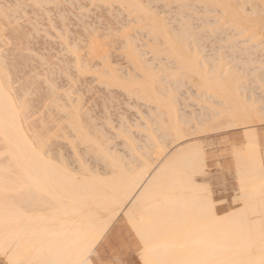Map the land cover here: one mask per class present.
I'll return each mask as SVG.
<instances>
[{"label": "bare ground", "instance_id": "bare-ground-1", "mask_svg": "<svg viewBox=\"0 0 264 264\" xmlns=\"http://www.w3.org/2000/svg\"><path fill=\"white\" fill-rule=\"evenodd\" d=\"M10 1L14 2L12 0ZM16 1L19 2V0ZM26 1H30L32 5L43 6V3L36 0ZM54 1L57 2V0ZM92 1L105 4L108 8H111V12L114 7L117 6L116 8H119L121 12H125L130 16L129 23L134 21V26L131 25V23L122 26L121 32L127 29L128 37L120 40V47L118 48L121 50L118 55L123 56V58L128 61L130 67L128 70L126 68V70L123 69L121 66H119L121 68L115 67L113 64L115 62L112 61L110 57L112 53H114L112 49L116 48V41L114 39H99V35H96L94 27V30L90 28L92 31H88V38L86 36L87 44L83 41L86 47H83L82 45L84 44H80L79 42L76 43L77 45L73 44V47L69 46L70 49H73V52H71L74 57L71 52L69 53L74 58L73 60L76 62L75 65H77L76 67L79 72H92V74L95 75V79L100 83L99 87L103 85L104 88H106L105 90H107V88L110 90L112 88L114 90V88L117 87L123 89L122 92L126 91L127 95L128 93L129 95L133 93L132 96H134V94L138 96L136 100H143L149 108L148 113L145 115L147 120L145 119L146 128L144 129L146 130L144 134L151 141L155 135V133L153 135V131L158 130V128L162 129L161 127H163L162 134L164 133L165 138L169 136L171 138L169 144H167L168 147L160 146V144L158 145L157 143H154V145L147 144L148 146L146 147L152 148L153 152H150L153 156L143 147L145 152L143 149V152L135 150L134 152L137 154L134 155L132 159L130 156H132L134 152L132 151V154L130 151L132 155L129 154L131 159H129V161L136 158V161H138L141 158L138 162L135 163L134 160L125 163L121 159L123 157H116L117 155L114 156V152H111L110 149L112 148L109 149L111 145L108 141L110 145L108 147L106 142L107 137H104L107 136V132L105 135L100 128L101 126L97 128L92 123L93 119L88 117L90 114L88 113V115L86 113L87 111L85 112V108L84 111L81 109L83 105L81 104V106L79 101L75 103L73 101V104H70L71 108L68 110L66 106L67 103L62 105L59 101H56L57 97L61 95L54 92L51 93V98L49 97L50 103L43 104L44 107L47 108L49 106L48 108L50 110L55 107L64 111L62 115H64V119L66 118L67 120V127H65L70 129L73 136L76 135V138L79 139L80 142H83L86 148L85 152L92 155L96 160L93 159V162L95 161L96 163L100 161L104 166L103 170H93V168H91L92 165L90 167L86 163V157L84 159L82 158L84 154L81 157V155H78L80 154L79 151L78 153L75 151L74 156H76L77 166L76 168H70L68 167L69 165H67L69 161L71 162L70 159L66 163L60 156L61 154L57 155L60 151H56L57 153L55 152L57 156L61 157L57 158L55 154H50L51 150L49 151L48 148H45L50 145L49 143V145H47V142L51 139V135H54L53 133L50 134L52 131L49 129L51 128L48 129L46 125L49 124V122L51 124V120L54 117H51L49 121L48 118L46 119V116H39L41 115L39 112V117H35L37 111H34V104L32 103L33 106L30 115L22 125H13L12 109L8 103V99L5 96H0V211H6V205L11 202L16 208H22L24 210L22 227L27 226L30 229H39L41 231L48 228L51 221L59 218L65 208L68 206H76L81 202H86L94 207L98 206L107 216L113 217V222L120 213H123L128 220L127 213L132 205L128 204L127 207L124 205L127 204L129 200L135 202V200L141 196L144 192V188L141 187V185L147 187L155 180L156 184L154 187L158 188L163 186L166 189L165 195L167 197L159 202H154L156 203L155 212L164 221L176 227L180 232L191 234L194 241L200 238L222 237L233 232L240 223V213L244 208V204L241 202L242 180L246 187L258 188L261 176L262 160L259 152L257 126L264 124V98L261 95H255L252 90H250L251 93L249 94L243 92L245 86L239 82V72L247 70V73H249L247 75L248 77L251 76V79L264 84V79H262L260 71L261 59L253 57L256 53L255 51L258 50L257 47L261 45V39L257 38V40H254L256 39L255 37L260 32V35L264 37V30L260 27L261 9L264 8L262 0H173L177 7V12L173 17L175 23L173 24L175 26H167L168 23L165 22L163 18L159 17L157 11L153 10L151 7L152 0ZM21 2H23L24 5L25 2L22 0ZM9 4L8 1V5ZM16 5H18V3L14 4V6L12 3V6L6 8L5 5L3 7L0 4V36H6L7 34L5 31H2V24L8 23L9 21L12 25L9 19L14 17V13L16 14V12H18L15 7ZM198 6L207 12H217L219 17L213 20H211L207 14L201 15L203 18H199L200 16L197 17V13L195 14V12H192L196 11V7ZM11 7L15 10L11 9ZM23 7L25 8V5ZM8 9L13 10V15L11 16L12 13L10 14L11 17L6 13V11H9ZM119 9H115V11L117 10L116 12L118 13ZM7 16L10 18L8 19ZM194 16L198 18L197 20L200 19L202 27L207 26L208 31L215 35L218 33V35L221 36L219 33L222 34V32L226 33L228 31V34L226 33L227 37L223 39L227 38L230 40L233 36H240L242 38H240L241 41L238 43L237 39H235V41H230V49H236L238 44L243 45L239 48L240 52H236L239 53L238 56L233 55L235 54L234 51V53L231 54V60L234 61V65L227 67L226 63H223L224 57L222 58L220 53H217V55L214 54L213 56L200 55L198 49L200 48L199 43L201 38L199 33L193 30L195 27L191 23V19ZM99 18L97 17L96 19ZM98 21L100 22V20ZM219 22L221 25H215ZM9 25L10 24L6 26ZM223 25L225 26L222 27ZM87 26L89 25L87 24ZM85 27L84 29L82 28L84 32L87 31ZM9 30L12 31V34L8 32V35L11 34L13 35L12 37L15 38L16 43L14 42V49H19V51H17L19 54V52L21 53L22 51L21 48L25 47L23 44L25 34L23 36L21 32L16 31L17 28H9ZM136 30L137 32L144 31L147 38L149 36V41L142 42L141 40L140 42ZM68 31L69 30H67V33ZM98 31L101 32L99 29ZM74 32H77V29ZM80 33L83 34L82 32ZM76 34L78 33L74 35ZM79 35H77L78 38H81L82 35L81 37ZM249 36H251V39L248 38ZM105 37L108 38L107 35ZM4 39L3 41H5ZM71 39H73V37ZM1 41L0 37V43ZM2 43L4 44V42ZM64 43L66 42L64 41ZM93 44H95L94 48ZM79 45L85 48V50H83L85 51L84 53H82V48ZM147 45L151 46L148 50H146L147 48L145 47ZM66 49H68V47ZM77 49L79 53H77ZM16 50H13V53H16ZM86 51L87 54H85ZM158 52H164V57L166 59L171 57L174 62H161L163 56H160ZM22 53H24V51H22ZM147 53L151 54V58H147ZM114 56H112V58ZM4 57L5 56L0 55V81L7 86L8 77H11V73H15L13 71L17 65L15 68L13 67V62L16 59L12 61L11 64L8 62L9 59L6 62ZM9 57H12V55ZM17 57L19 56H15V58ZM155 59H160L158 64H153ZM235 60L239 61L235 62ZM9 61L11 62V60ZM68 61L70 60L68 59ZM255 62H258L259 65H253ZM154 65L156 67H154ZM168 65L175 67V70L173 72L170 71L171 73H167V75L162 73L164 76L162 74V76H160V74L158 75L159 71L164 72L166 68L168 69ZM96 67H98V69H96ZM63 69L62 71H64ZM67 70L68 69H66V71ZM76 72L78 73V71ZM168 75H174L176 77L172 81H169L166 78ZM189 75L195 76L199 81V86L203 88V91L197 93L196 97L205 102V105H203L205 110L200 109L198 113L190 112L188 115H185L183 111L180 113L176 100L178 96L173 94V92L180 91L179 86L183 85V77L188 76V78H190ZM166 84L167 86H165ZM81 87L83 86L81 85ZM34 92L36 97L40 94L37 89H35ZM204 93L207 95L205 96ZM55 94L58 96L54 97L53 95ZM69 94L70 92L65 94L66 96L63 95L67 98H71L72 96ZM8 96H11V93H9ZM47 97L48 96H46V98ZM58 98L60 99V97ZM67 98L66 100H70ZM40 99L42 100V96H40ZM64 108L66 109L63 110ZM58 109L54 110L58 111ZM43 110L41 113H43ZM49 115L51 116V114ZM58 117L60 116L58 115ZM103 123L105 122L103 121ZM53 124L55 123L53 122ZM106 124L107 123H105V125ZM185 125L191 126L187 129L184 127ZM37 127H39V130ZM237 128L243 129V140L242 143H232L230 145V150L233 168L231 174L237 184V192H235L236 194L232 197V201L239 204L219 215L216 213V205L219 204V202L213 199V188H211L212 183L217 182L219 178L208 173L209 171L206 169V163L194 166L196 162V153L198 150L205 151V146L203 145L205 140H203L202 137L212 134L213 132L230 131ZM61 129L63 130V127H61ZM67 129L64 130L66 131ZM126 129L128 128L123 129V133L128 132ZM164 130L166 132H164ZM40 132L44 133L42 137L37 135ZM117 133L120 132L117 131ZM60 135H62V133H60ZM126 136L128 137L126 138ZM164 136L162 137L163 142ZM34 137L41 140L38 148L32 144ZM129 137V134H125V138L123 136L128 142L126 144L124 143V145H130L131 147L129 146V149L132 150L133 145L131 142H133V138L130 137V139ZM52 138L56 141L54 137ZM63 138L64 137L61 139ZM74 138H72V140ZM156 139L157 141H161L157 136ZM250 139L253 141L251 147L249 145ZM186 140H188V142H186ZM73 141L69 142L74 144L76 141ZM50 143H52V139ZM72 144H70V146ZM72 146L74 151V148L77 146ZM5 153H9V155L5 157ZM87 154L85 155L87 156ZM150 156L153 157V159H150ZM177 161H179V163H177ZM186 167L188 169L187 171L184 170ZM189 176H191L190 180L188 179ZM221 177L220 174V178ZM117 204H119V207H117ZM259 204V194L256 192L250 202L248 211L256 215L257 222L259 221Z\"/></svg>", "mask_w": 264, "mask_h": 264}, {"label": "rangeland", "instance_id": "rangeland-1", "mask_svg": "<svg viewBox=\"0 0 264 264\" xmlns=\"http://www.w3.org/2000/svg\"><path fill=\"white\" fill-rule=\"evenodd\" d=\"M8 1L10 3L9 5H8ZM8 1L7 0H0L1 6L4 7V5L5 6L8 5V6H6V8H9L10 6H12V3H13V6L16 3H18L19 5H22V6L25 5V8L22 7L23 10L19 9L18 12H16V14L14 13V15H13L12 11L15 9H13L12 7H11V9H13V10L8 9L9 11H6L7 15L10 16V14L12 13L11 16L12 15L14 16V17L10 16L11 19H9L10 17L8 18V16H7V18L12 22V25L9 21H8V23L2 24L3 26L1 25L2 31L3 32L5 31L7 34L5 36L4 33L1 31L4 35V36H0L1 40H2L1 43L4 42V44L0 43L1 44L0 49H2L3 52L7 53V57H4L6 62L9 59V60H11V62L9 60H8V62L12 64V61H14L16 59L13 62L14 68L17 65V67L15 69L13 68L14 69L13 72H15V73H11L12 74L11 77L13 76L12 77L13 84L18 83L20 80L25 79L26 77L30 76L33 73H35L37 80H39V78L42 74L45 76L51 77L53 75L52 72L49 73V72L44 71V64L42 63V61H46L48 63L49 67L54 66L56 68L54 75H55L56 80L59 82V86L55 92H56V94L61 95V96H58L56 94L53 95L54 97H56V96L60 97V99L57 97L56 101L57 102L59 101V103H61L62 105H65V103H67L68 105L66 104V106H67L68 110H69V108H71L70 104H73V101H74V103L79 101L80 105L81 104L83 105V107L81 109L83 111L86 109L85 112L87 111L86 113L90 114V115L88 114L89 115L88 117H90V119H93L92 123L97 128H99L101 126L100 128L102 129V132H104L105 135L107 132V136H104V137H107L106 142L108 144V141H109V144L111 146L108 144V147L110 146L109 149L112 148L110 150L112 153L114 152L113 153V154H115L114 156L117 155L116 157H119V156L123 157L124 159L123 158H121V159L123 160V162L127 163L129 161L130 157L132 159V158H134L133 156L137 154L134 151L136 150L139 152H143V150H144L143 147L146 149V151L148 153H150L151 156H153L151 154V152H153L152 148L146 147L149 144L154 145V143H157L158 145L160 144V146L168 147L167 144H169V141L171 138H170V136L168 138H165L164 133L162 134L163 127H161L162 129L158 128V130L153 131V135L155 133V135H154L155 137L153 136V139L154 138L156 139V136H157V138L159 137L161 140V138L164 136V142H163V138L161 141H159V140L157 141V139H156L157 142L155 141V139L153 140L152 138H150L153 140V142H152V140L150 141L149 138H147V136L144 134V131L146 130V129H144V128H146L145 122L147 120L145 115L148 113V110H149L148 105H146L143 102V100H141L142 102L139 101L140 99L136 100V98H138V96H135V94H134V96H135L134 97V96H132L133 93L132 94L130 93V95L128 93V95H127L126 91L122 92L123 89L113 87L115 90L114 91L111 88V90L114 91L113 92L109 88H107V90H105L106 88H104L103 85H101L99 87L100 83H98L97 79H95V77H94L95 75L92 74V72H89V73H87V72L85 73L82 71L79 72L78 68L76 67L77 65H75L76 62H74V60H73L74 59L73 58L74 55L72 53L73 49L69 48V46L73 47L78 42L80 44H84V43L87 44L86 40L88 38L89 32L94 30V28L96 30V35L98 34L99 36L98 35L97 36L101 40H106V39L108 40L109 38H107L105 36L107 35L109 37L110 34H111V36L115 37L117 35V33H120L122 31L121 28L123 25L130 24L129 23L130 16H128L125 12H121L119 8H116L117 6H115V4H114L115 7L113 6L114 11L112 10V12H111L110 11L111 8H108V6H106L105 4L98 3V2H95L92 0H65V1L64 0L63 1L57 0V2L54 0H45V1L44 0H36L38 2L43 3V6L39 5L40 7H38L37 5H32L30 1H26V0H22L25 2L24 5H23V2H21V0H19V2H17L16 0H12L14 2H11L10 0H8ZM59 1H61V2H59ZM28 2H29V4H28ZM151 4H152L151 5L152 9L157 11L159 17L163 18L164 21L168 23L167 26H175L174 25L175 23L173 21L174 20L173 17L175 16V14L177 12V7H176V4L173 2V0H152ZM115 9H117V10L119 9V12L117 13L116 12L117 10L115 11ZM8 12H9V14H8ZM194 12H195V14L197 13V17L200 16L199 18H201L202 17L201 15H203V14H207L211 20L219 17V14L217 12H215V11L207 12L206 10H203L200 6L196 7V11H193L192 13H194ZM97 17L98 18L101 17V18L96 19ZM197 17L194 16L191 19V23L195 27V28L193 27L194 28L193 30H196L195 32H198L199 36L201 38V41L199 43L200 48L198 49L200 51V55L201 56H209V55L213 56L214 54L217 55V53L218 54L220 53L221 54L220 56H222V58L224 57L223 63H226L227 67L234 65L235 64L234 61L231 60V54L235 52V54H233V55L238 56L239 53H236V52H240L239 48H241V46H243V45L238 44L236 49L231 48L232 49L231 50L230 49V44H231L230 41H232V40L235 41V39H237V43H238L239 41H241L242 38L240 36H235V37L233 36V38H230V40L227 38L223 39V38L227 37V34H228L227 30H226L227 34L225 32L224 33L222 32L223 35L221 33H219L222 36L221 37L218 35V33H216L218 35L217 36V35L211 33L210 31H208L207 26L202 27L201 21H200V19L197 20L198 19ZM98 20H100V22ZM113 20L115 23L113 22ZM107 22H109L110 24ZM94 23H96V24H94ZM132 23L133 22H131V25L134 26L135 24L134 23L132 24ZM5 24L6 25L10 24V25L6 26ZM87 24L90 27L87 26ZM35 25H37V26H35ZM85 25H86V27H85ZM113 25H115V26H113ZM215 25H221V23L219 22ZM11 26H13V27H11ZM103 26H105V27H103ZM224 26L225 25H223L222 27H224ZM84 27H85V30H87L85 32L82 30V28L84 29ZM87 27H89V28H87ZM111 27H113V28H111ZM9 28L10 29L11 28H14V29L17 28L16 31L21 32L23 34V36L25 34V36H24L25 39L23 38L24 39L23 44L25 47L21 48L22 51H24V53H22V51H21V53L19 52V54H18L17 51H19V49H17V50L14 49L15 38L12 37L13 36V35H11L12 31L9 30ZM90 28H93V29L91 30ZM115 28H117V29H115ZM76 29H77V32H74V31H76ZM98 29L101 32H99ZM67 30H69L68 33H67ZM70 30H72V31H70ZM8 32H10L11 34L9 33L10 35H8ZM80 32H82V33L84 32V33L81 34ZM86 32H87V35H86ZM136 32H137V30H136ZM75 33H78V34L74 35ZM260 34H261V32L258 34L259 36L257 35L255 37L256 39H254V40H257V38L261 39L262 36ZM63 35L65 37V40H64ZM77 35H79L80 37L82 35V37L78 38ZM137 35H138L137 37L140 38V42H141V40H142V42L149 41V39H148L149 36L147 38V35L144 31H138ZM148 35H150V34H148ZM66 36L68 39L66 38ZM71 36L73 37V39H71L72 38ZM74 36H75V39L77 38L76 40L74 39ZM86 36H87V38H86ZM69 37H71V38H69ZM82 38H84L85 40ZM3 39L5 41H3ZM73 40L75 41V43ZM114 40L116 41L117 44L115 45L116 48L112 49V52H114V53H112L110 58L112 61L115 62V63H113L115 65V67L121 66L123 69L126 68L128 70L130 67L128 61L125 58H123V56L118 55L121 51L118 49L120 47L119 46L120 40H118V39H114ZM64 41L66 43H64ZM72 41H73V43H72ZM83 41H85V42L83 43ZM118 42H119V44H118ZM23 44H22V46H23ZM227 44H229V45H227ZM84 45H82V46L86 47V45L85 46ZM66 46L68 47V49H66L67 48ZM79 46L82 48L81 49L82 53H84L85 51H83V50H85V48H83L81 45H79ZM145 47L147 48V49L145 48L146 50L151 48V46H149V45H147ZM257 48H258V50L255 51L256 53L254 54L253 57L261 59L262 58V53L260 51L261 45H259ZM13 50L14 51L16 50V53H13ZM69 52H71L73 57ZM163 53L158 52V54L160 56H163L161 62L168 63L169 61H173V58H171V57H169L170 60L166 59L164 57L165 53L164 54ZM114 54H115V56H114ZM11 55H12V57H9ZM22 55L26 56V57H23ZM15 56H19L20 58L19 57L15 58ZM112 56H114L113 57L114 59L112 58ZM146 56H147V58H151L150 53H147ZM68 59L70 61H68ZM232 59H233V56H232ZM234 59H235V57H234ZM159 61H160V59H155L153 64H158ZM237 61H239V60H237ZM237 61L235 60V62H237ZM253 65L257 66V65H259V63L255 62ZM127 66H128V68H127ZM67 67H69V68H67ZM121 67H119V68H121ZM154 67H156V66L154 65ZM61 68L62 69L64 68L63 69L64 71H62ZM174 68L175 67H172L170 65L168 67V69L166 68V70H164V72L159 71L158 75L160 74V76H162L163 75L162 73H164L166 75H167V73L170 74L171 72H173L175 70ZM66 69H68L69 71L68 70L66 71ZM96 69H98V67H96ZM76 71H78V73ZM247 72H248L247 70L239 72V75H240L239 82L245 86V89L243 90V92H246L247 94H249V93H251L250 90H252V92L254 91L255 95H261L264 98V84H261L258 81L251 79L252 78L251 76L248 77L247 75L249 73H247ZM173 76L174 75H171V76L168 75L166 78H167V80L172 81L176 77V76H174V78H173ZM189 77L190 78H188V76L183 77V79H182L183 85L181 84L182 86H179L180 91L173 92V94H176L178 96L177 97L178 99L176 98V100L178 102L177 106L180 110V113L183 111V113H185V115H188V113H190V112L198 113V111L200 109L205 110V108L203 106V105H205V102L196 97L197 93L203 91V88L199 86V83H198L199 81L197 80V78L195 76L189 75ZM81 85L83 87H81ZM165 86H167V84ZM163 87H164V85H163ZM108 90H110L111 92ZM37 91L41 95L40 94L38 95V93L36 92V94L38 95L36 97L35 92L32 93V101H33L32 103L34 104L33 108H34L35 112L37 111V114H35V117L36 116L37 117H39V116L45 117L46 116V119L48 118L49 121L51 120V117L52 118L54 117L51 120V124H50V122H49V124L46 123L47 124L46 127L48 126L47 127L48 129L49 128L52 129V130L49 129L50 131H52V132H50V134H52V133L54 134L53 136L51 135L52 143H50L51 139H49V141L47 142V145L50 144L49 146H51L53 149L51 147L45 145L46 146L45 148H48L49 151L51 150L50 154L54 155L56 151L57 152L60 151L59 153H57V152L56 153H57V155L61 154L60 156L63 158V160H65L66 163L69 161V159L71 160V162L69 161L67 164V165H69L68 167L76 168L77 161H76V156H74V153H75V151H77V153L79 151L80 154H78V155H81V157H82V155L84 154V156L82 158L84 159L86 157V159H87V161L85 159L86 163L90 167L92 165L91 168H93V170L94 169L103 170L104 166L100 163V161H97L98 164H97V162L95 163L96 160L93 158V156L90 154H87L85 152L86 148H85L83 142H80V140L76 138V135L73 136L70 129L66 128L67 127L66 126L67 120H66V118L64 119V117H63L64 115H62V113H64V111H62L60 109L61 110V112H60V110L58 108H55V107H53L52 110H50L48 108L49 106L47 108L44 107L45 104L50 103L49 100L52 96L51 93H47L46 91H44L41 88H37ZM98 91H100V92H98ZM105 91H107V92H105ZM69 92H70L69 95H71L72 97L71 98L65 97L66 96L65 94H67ZM204 95L206 96L207 94L204 93ZM40 96H42V100L40 99ZM46 96H48V97L46 98ZM43 98H45V99H43ZM66 98L70 99V100H66ZM108 99H109L110 103L108 102ZM111 99H112V101H111ZM69 101H70V103H69ZM103 102H106V103H103ZM33 104H32V106H33ZM100 104H102V105H100ZM109 104H110V106H109ZM43 109H45V110H43ZM54 109H58V111L57 110L55 111ZM65 109L66 108H64L63 110H65ZM42 110H43V113H41ZM49 110H50V113H49ZM38 112L41 115H39ZM56 112L57 113L59 112V113L57 114ZM49 114H51V116ZM58 115L60 117H58ZM52 121L56 125L53 124ZM62 121H64V122H62ZM103 121L107 124L105 125V123H103ZM56 122H58V123H56ZM60 124H62V125H60ZM51 125L53 128L51 127ZM263 125H260V126H263ZM156 126H157V124H156ZM190 126L191 125H185L184 127L189 129ZM260 126H258V127H260ZM61 127H63V130L61 129ZM122 127L128 128L126 130L129 133L128 132L123 133L124 128H122ZM38 128L39 127H37V129ZM64 129H67V130L65 131ZM104 129H105V131H104ZM187 129H185V130H187ZM61 131L64 132V135H63V132H61ZM117 131L120 133H117ZM54 132H56V133H54ZM57 132H59V133H57ZM130 132H132V133H130ZM147 132H148V129H147ZM147 132H145V133H147ZM164 132H166V131L164 130ZM242 132H243L242 128H237V129L230 130V131L225 130V131H221V132H213L212 134H209L207 136L202 137V139L205 140L203 143V145L205 146V150H209L211 152V157L206 162V169L209 171V172L208 171L207 172L209 174L211 173L210 175H212L214 177L218 176L220 179L219 182L212 183V186H211V188H213L212 189V191H213L212 197L214 200L219 202V204L216 205V212L218 214L224 213L229 208H232V207H235L236 205H238L237 202L231 201L232 196L235 193L236 182H235V179L226 172V170L229 169V166H226L225 163L230 159V155H231L229 139L234 140L235 142H240L242 140ZM60 133H62V135H60ZM156 133H157V135H156ZM65 134H67V135H65ZM125 134H127V135L129 134L130 137L133 138V140H132L133 142H131V143L133 145L134 150L129 149L130 145H128V146L124 145V143L125 144L128 143L126 141V139H124ZM224 134H226L227 136H224ZM70 135H72V136H70ZM160 135H162V136H160ZM55 136L58 138H56ZM123 136H124V138H123ZM52 137H54L56 139V141ZM60 137L61 138L64 137V138L61 139ZM74 137L76 138V140ZM127 137L128 136H126V138ZM72 138H74L73 140L76 141L77 143L74 142L72 140ZM108 138H109V140H108ZM69 141H73L74 144H72V142L70 143ZM186 142H188V140H186ZM45 144H46V142H45ZM70 144L74 145L75 147L77 146L76 148H74V151H73V146L72 145L70 146ZM164 144H166V145H164ZM127 147H128V149H127ZM71 151H73V152H71ZM130 151L131 152L133 151L134 154L132 152V154H133L132 155L130 153ZM144 152H145V150H144ZM85 154H87V156ZM129 154L132 156H130ZM139 154H141V153H139ZM151 156H150V159H153V157H151ZM58 157L59 156H57V158ZM61 157H59V158H61ZM135 157H137V156H135ZM138 157L140 158V155ZM93 159L95 160L94 162H93ZM136 160H137V158L133 159L132 161H134L135 163L139 161V160L138 161H136ZM72 161H73V163H72ZM132 161H129V162H132ZM230 162H231V159H230ZM231 165H232V163H231ZM100 166H101V168H100ZM220 174L222 176L221 177L222 179L220 178ZM113 240H118L121 242V248L119 250H117V252H116V255L118 258L121 259V257L123 256L124 253H125L126 257H130L135 261L137 260V258H139L137 255L136 241H135L134 235L130 232V225L128 224V220L124 216L123 213H120L118 215V218H116V220L111 225V232L109 233L108 240L106 241L107 243L110 244L109 252L112 251L111 242ZM103 251H104V249L102 248L101 252H103ZM0 260H5V264H6V258L0 256Z\"/></svg>", "mask_w": 264, "mask_h": 264}, {"label": "snow or ice", "instance_id": "snow-or-ice-1", "mask_svg": "<svg viewBox=\"0 0 264 264\" xmlns=\"http://www.w3.org/2000/svg\"><path fill=\"white\" fill-rule=\"evenodd\" d=\"M15 7L19 10L23 6L18 4ZM260 15V27L264 30V8ZM126 37L127 29L115 37L110 34L108 38L122 40ZM248 38L251 39V36ZM260 44V71L264 79V37ZM0 55L7 57L2 49ZM42 63L44 71L53 73L51 77L42 74L37 80L33 73L13 84L9 76L7 86L0 81V96L8 99L13 125H22L30 115L35 89L41 88L47 93H53L59 86L54 75L56 68L49 67L46 61ZM9 93L11 96H8ZM37 135L42 137L44 133ZM40 143L41 140L33 138L32 144L35 147L38 148ZM252 143L250 139V147ZM4 155L7 157L9 153ZM210 157L209 150H198L194 166L206 163ZM184 170L187 171V167ZM155 184L154 180L147 187L141 185L144 188L141 196L135 202L129 200L124 205H132L127 217L130 232L136 241L139 257L137 264H264V154L258 188H248L242 180L241 202L244 208L240 213V223L233 232L222 237L194 241L191 234L182 233L164 221L156 214L154 202L167 198L166 189L163 186L156 188ZM256 192L260 200L258 222L256 215L248 211ZM23 221L24 210L16 208L11 202L6 205V211H0V256L6 258V264H126L116 255L121 248L120 241L113 240L112 251L109 252L110 244L106 241L111 232L113 217L107 216L98 206L86 202L68 206L59 218L51 221L49 227L42 231L22 227ZM0 264H5V260H0Z\"/></svg>", "mask_w": 264, "mask_h": 264}, {"label": "crops", "instance_id": "crops-1", "mask_svg": "<svg viewBox=\"0 0 264 264\" xmlns=\"http://www.w3.org/2000/svg\"><path fill=\"white\" fill-rule=\"evenodd\" d=\"M260 125H263V124H260ZM260 125H258V126H260ZM257 126V133H258V144H259V152H260V157H261V160H262V154H264V125L263 126H260V127H258ZM242 134H243V132H242ZM224 136H227L226 134H224ZM243 140V139H242ZM242 140L240 141V142H235L234 140H231V139H229V145H231L232 143H242ZM230 159H231V155H230ZM230 159L225 163L226 164V166H229V169H227L226 170V172L230 175V176H232V170H233V168H232V165H231V162H230ZM217 178H219L218 176H217ZM220 180V179H219ZM219 180L217 181V182H219ZM236 182V181H235ZM237 184H236V188H235V192H237ZM236 193H234L233 194V196L235 195ZM232 196V197H233ZM233 200V198L231 199V201ZM233 202V201H232ZM239 204V203H238ZM232 208H234V207H232ZM229 209H231V208H229ZM228 209V210H229ZM227 210V211H228ZM226 212V211H225ZM224 212V213H225ZM217 213V212H216ZM218 214V213H217ZM221 214H223V213H221ZM220 215V214H219ZM121 259L123 260V261H125L126 262V264H137V261L139 260V258H137V260L135 261V260H133L132 258H130V257H126L125 256V253L123 254V256L121 257Z\"/></svg>", "mask_w": 264, "mask_h": 264}]
</instances>
